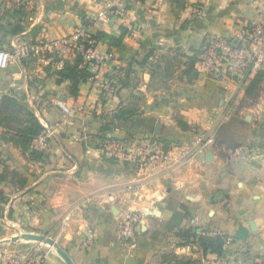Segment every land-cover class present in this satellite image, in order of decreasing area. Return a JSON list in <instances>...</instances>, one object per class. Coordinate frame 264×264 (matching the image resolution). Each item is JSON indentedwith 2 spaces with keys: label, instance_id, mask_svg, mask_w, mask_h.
Returning a JSON list of instances; mask_svg holds the SVG:
<instances>
[{
  "label": "crops",
  "instance_id": "obj_1",
  "mask_svg": "<svg viewBox=\"0 0 264 264\" xmlns=\"http://www.w3.org/2000/svg\"><path fill=\"white\" fill-rule=\"evenodd\" d=\"M115 1L0 0L2 48L51 43L94 19L99 49L114 55L98 77L88 67L93 76L77 95L70 80H58L62 66L36 54L0 72V105L4 96L22 100L53 132L46 156L35 159L0 125V257L6 247H47L11 241L37 234L58 246L49 245L46 264H68L59 248L73 264H201L189 241L197 233L223 238L222 256L209 254L217 264H264V80L257 102L245 106L250 82L225 90L182 74L207 37L232 38L258 18L264 0H126L120 17L111 13ZM123 29L129 33L112 45ZM171 58L172 75L154 76ZM131 109L130 118L121 114ZM209 118L243 136L249 158L209 149L185 159L176 150L163 172L146 179L104 154L108 139L128 137H172L192 150V128ZM132 211L142 218L124 243L120 224ZM251 220L258 229L243 241L239 228Z\"/></svg>",
  "mask_w": 264,
  "mask_h": 264
},
{
  "label": "built area",
  "instance_id": "obj_2",
  "mask_svg": "<svg viewBox=\"0 0 264 264\" xmlns=\"http://www.w3.org/2000/svg\"><path fill=\"white\" fill-rule=\"evenodd\" d=\"M111 13L120 17L126 10V0H116ZM200 9V6H197ZM258 18L246 23L232 38L209 36L203 42L202 52L196 64L198 74L204 75L219 83L225 90L236 86L239 90L251 81L252 77L264 73V4L259 8ZM77 26L70 36L51 43L35 46H22L16 52L0 47V72H6L10 65L18 58H27L36 54L44 60L63 66L66 61H73L80 54L90 70L98 77L97 72L107 64L114 63L112 52H102L98 41L93 37L96 30L93 20ZM4 90L0 87V96ZM218 122L209 118L205 126L192 128L193 139L190 146L176 143L170 139L166 144L161 138L153 141H143L135 137L111 138L104 144V154L119 163H127L136 174L151 179L161 172L173 157V152L181 150V156L188 158L196 153H205L209 149H216L225 153L228 158L247 159L251 154L250 146L239 148L219 147L215 143ZM53 132H43L33 142V147L41 152L49 149V139ZM184 148V150H183ZM142 214L139 211L127 212L120 224L122 242L132 241L139 228ZM36 242L24 249L6 247L2 251L0 264H46L51 246L41 247ZM201 264H217L212 255L198 250Z\"/></svg>",
  "mask_w": 264,
  "mask_h": 264
},
{
  "label": "trees",
  "instance_id": "obj_3",
  "mask_svg": "<svg viewBox=\"0 0 264 264\" xmlns=\"http://www.w3.org/2000/svg\"><path fill=\"white\" fill-rule=\"evenodd\" d=\"M141 1V0H140ZM196 12H200V9H195ZM129 33L128 30H122V36L119 38H112L111 44L116 46L119 45L123 35ZM133 34V31L130 32ZM100 32L96 30L93 37L99 41L101 39ZM205 41V40H204ZM203 46V45H202ZM202 52V47L199 49L197 55L192 56L187 62L185 70L182 71L183 75H186L191 80H195L198 77V71L196 69V63L199 59V55ZM175 58H171L167 61V67H165L162 72L159 69L153 72L154 76L163 75L168 78L172 75V71L175 66ZM89 64L85 63L84 58L77 54L73 61H66L61 69L56 72L58 80L63 81L64 79L70 80L72 93L77 95L80 85L90 79L93 74L88 68ZM264 80V73L259 72L255 74L246 90L245 97L243 100V105L251 106L255 104L261 94V83ZM131 110H124L121 114L126 113L127 118H130L134 112ZM242 125H246L245 121L241 122ZM0 125L7 129L9 134V139L15 142L18 147L23 151H29L31 156L35 159H42L46 156V152H41L33 147V142L37 137H39L44 132V126L35 116L33 110L29 109L22 100L13 98L11 96H4L2 103L0 105ZM179 125L183 128L187 126L179 121ZM172 138V137H171ZM169 137H162L163 141L168 144L170 142ZM243 136L235 133L232 128L228 125H222L217 130L215 135V143L219 147L225 148H239L244 145ZM225 154V153H223ZM226 155V154H225ZM189 241L195 245L196 249H202L204 253L214 254L217 257L222 256L224 240L221 236H209L199 235L197 233L189 234Z\"/></svg>",
  "mask_w": 264,
  "mask_h": 264
},
{
  "label": "water",
  "instance_id": "obj_4",
  "mask_svg": "<svg viewBox=\"0 0 264 264\" xmlns=\"http://www.w3.org/2000/svg\"><path fill=\"white\" fill-rule=\"evenodd\" d=\"M159 125L157 126V129H159ZM212 155V152L210 151L208 153V156L210 157ZM250 226L249 228H246L245 226H241L239 228V231H238V237L239 239L243 240V241H246L248 240L249 236H250V232L251 231H257V226L255 225V222L253 220L250 221ZM21 239H24V240H37V241H41V242H44V243H47L51 246H54L55 248H57V244L52 241L51 239H48L46 237H43V236H40V235H37V234H22L16 238H13L11 241L12 242H16V241H19ZM59 251L61 252V254L66 258L68 264H73V262L67 257V255L59 248Z\"/></svg>",
  "mask_w": 264,
  "mask_h": 264
}]
</instances>
